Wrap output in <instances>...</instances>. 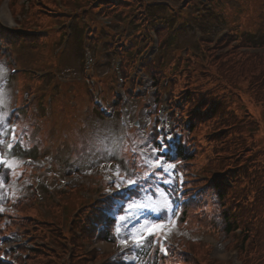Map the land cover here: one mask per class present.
I'll return each mask as SVG.
<instances>
[{"label": "rangeland", "instance_id": "obj_1", "mask_svg": "<svg viewBox=\"0 0 264 264\" xmlns=\"http://www.w3.org/2000/svg\"><path fill=\"white\" fill-rule=\"evenodd\" d=\"M101 1L98 0V2ZM107 1L109 0H104V2ZM156 1L161 2L159 5H162V7L165 5L172 7L180 0ZM22 2L26 4L28 0H19L18 4ZM205 2V8L203 9L206 17L205 20L202 18L200 21L205 23L203 30L207 40L216 39L217 35L219 37L224 32H229V36L231 33H235L237 34V38L245 37V40L238 42L237 40L226 41L227 47L221 50H217V47L221 45L216 43V46L211 51L226 54L228 52V45H232L239 48L238 52L254 59V61L258 60L257 54L260 53L262 55L263 66L258 67V69L264 68V48L246 47V44L248 46H255L256 42L259 43L264 38V0H205ZM50 3H54V0ZM50 3L48 4V10L54 14L57 8L54 4ZM57 3H59V0ZM64 4L77 8L75 0H64ZM64 4L63 6H65ZM133 4L134 7L125 11V15L136 14L137 16L138 14L144 17L145 13L152 15L154 12L153 9H150L139 0H136ZM90 8L86 9L89 10ZM13 11L14 15H16L15 9ZM158 12L163 14L162 9H158ZM84 13L85 16L82 18H70L55 22L47 35L36 39L33 43L24 42L25 40H23L18 46L12 48V50L14 49V58L12 60L19 72L16 75H10L8 70H6L4 76L0 78V84L3 82L0 85V92L2 91L3 84L7 87L10 86L11 90L15 87H24L22 91L23 97L27 98L30 102L28 108H25V114L21 115L20 118H13L12 114L8 115L11 106L10 100L8 98L4 100L7 90L3 92L0 100V108H3L0 110V114H4L5 116L4 124L9 123L18 129V139H20L23 133L21 144L17 145L14 149H8L7 144H16L15 140L11 141L8 139V142L4 145V153L6 155H15L19 161L15 169V175L9 173L16 182L14 184L16 191L27 195V200H23L17 208L13 207L14 209H20L22 213L38 216V213L40 214V211L37 210L38 208L42 207L45 209V207H51L59 217L63 202L61 203L57 199H61L63 195L64 201L70 196V189L66 188V186L61 187L60 183L66 173L73 172L76 176L78 169H80V175L88 176L91 179V183L83 188L84 194L83 192L76 191V198L82 197L80 195L82 193L85 197L89 198L91 196L93 200L97 193L99 195L107 192L109 189H113L110 188L111 184L109 182L115 178L114 173L116 169L103 170L97 168L96 166L102 161H116L122 177L131 180L139 176L145 177L148 175L146 177L151 181V177L147 172H137V169L145 162L144 157L133 154L134 151L137 152L139 145L143 142L141 132L136 123L141 121L140 125L145 127L153 125L155 120L149 116L150 110L152 111L153 109L149 111L145 109L150 100L149 95L129 98L124 94L120 98V94L117 95L118 91L115 82H112L108 88L104 87L97 82V76L94 75L93 70L95 61L98 59L94 58L95 49H100L104 44H122L121 41L128 36V32L125 33L124 30L130 18L119 22L121 23L119 26L120 30L110 27L109 31L99 38L102 26H98L89 33L91 26L88 25H91V20L87 14L88 12ZM166 14H169L168 10ZM97 15L101 17V15ZM193 16H190V18H194ZM27 17H29V13L21 15L19 19L22 21ZM102 22L108 26L110 19L104 18ZM0 23L8 28L16 27V23L18 25L21 23L18 21V18L17 20L14 19L9 9L8 0H0ZM21 26H23L22 23ZM27 26H30V24ZM196 31L192 35L183 36V38L179 39V45H193ZM38 33H43V31L40 30ZM232 37L233 39L236 38V36ZM136 40L134 52H128L127 56H136L135 52H138L137 48L144 47V44H142L144 40H141L140 37H137ZM150 45L152 46L151 41ZM90 54L93 55L91 58ZM84 57L85 64L93 72H90L89 68L82 71V59ZM88 57L91 61L90 65ZM99 60L103 61L105 59L101 57ZM60 61H64L65 63H60ZM239 65L243 71L249 64L244 61L239 62ZM26 67H29V72H24ZM221 69L225 71L226 68L222 66ZM158 70L161 71L162 69L158 68ZM131 74H135L134 69L131 70ZM22 75L23 77L26 76L23 80H21ZM159 76L161 77L160 74ZM169 76L168 79L172 78L171 72ZM22 82L27 83V85L22 86ZM141 82L144 88H151L150 83L152 80H144L143 78ZM163 83L164 81L159 85L160 89H163ZM170 85L171 81H168L165 86V92H167ZM239 86L245 88V92L241 89H235L232 94L227 96V99L233 101L235 104L234 110L238 114L237 120L239 122H236L234 128L229 131V137H227L226 142L232 138L246 139L247 144L259 154V158L264 162V107L261 105V102L256 101L254 94L248 90V80H241ZM261 95H264V91L261 92ZM95 97L105 107V112L100 111L99 107L94 104L93 99ZM10 98L20 106V98L15 96H11ZM259 99L260 97L258 96ZM149 106L151 108L155 106L153 99H151ZM112 109H115L114 113L111 112ZM39 110H41V114H39ZM16 116L19 117V113ZM0 124L2 123L0 122ZM201 131L207 132L206 128ZM197 135L200 138L198 142H201V134L198 133ZM27 155L32 156L34 162H23L24 157ZM150 158L154 159L155 157L151 156ZM92 161L96 162L92 163ZM193 162L194 164L190 167L192 172L188 174V178L190 179L188 184L192 188L187 189V191L196 196L203 195L200 198V202H204V211H201L196 216L194 215L195 217L193 216L198 226L195 225L190 239H198L199 241H190L182 235L178 237L183 231L176 225L171 230L168 238L176 244H183V247L191 250L199 258L201 264H241V256L238 253L242 243L241 239L248 232L249 226L257 227L259 231L262 230L264 237V229L262 228L264 224L260 221L259 216H256L254 222L251 213L246 216L243 215V217L240 214L231 215L229 221L234 224L242 222L244 231L241 233L236 231L226 233L224 231L225 223L222 212L232 198L230 196L228 198L225 197L223 199L225 205L223 207L220 205L219 196L217 197L216 190L214 189V183H210V181L216 178H211V176L218 169H214L215 164H213V169L210 170L208 160L200 149ZM163 175L160 172L157 176ZM167 177L165 179L173 180L172 177L174 176L171 175L170 170ZM182 177H185V175H182ZM157 181L163 182L159 178ZM74 182L81 183L79 180H75ZM86 182L88 183L89 180L87 179ZM248 182L245 179L242 184L239 183L238 185L232 180L226 184L220 183V185L224 188L222 190L227 192L226 189L232 188L234 190L236 187L245 185ZM18 183L20 184L18 185ZM173 185L175 187L177 184L175 185V182H173ZM65 188L67 193L63 192ZM263 192L264 189L261 188L258 200H262L263 196L261 194ZM161 195V199L154 200L153 205L170 201V192L167 191L166 194L162 193ZM151 196V193L148 197L145 194L143 200H139L137 203L140 202L147 205L150 202L147 199H151ZM85 200L87 199L83 201ZM193 208L199 209L196 203L192 204L191 209ZM141 213V219L152 220L159 218V213H152L149 209H142ZM44 215L48 217L50 212L47 211ZM22 219L21 224L26 223L28 228H32V224L27 221L28 219L25 217ZM132 223L135 224L137 222L134 221ZM131 226L127 222L121 223V239L126 237V229ZM240 228L242 229V227ZM53 238L55 237L53 236ZM10 240L14 242L18 241L19 238L13 237ZM11 241L9 244L13 246ZM42 245V241L37 242L36 240L32 243H25L22 251L27 255L22 252L23 255L20 263L57 264L64 258L63 255L61 258L59 257L62 251H60L61 253L58 256L51 253L53 249L49 250L47 247L44 252L39 251ZM53 245L52 241L50 246ZM100 247L108 253H114L112 244H101ZM117 252L121 253L128 264H135L136 258L133 249L126 251L119 249ZM77 253H84V251ZM66 257L62 262L65 261ZM147 260L149 261L146 264H153L154 262L150 256L145 259V261ZM165 264H173V260L171 259Z\"/></svg>", "mask_w": 264, "mask_h": 264}, {"label": "trees", "instance_id": "obj_2", "mask_svg": "<svg viewBox=\"0 0 264 264\" xmlns=\"http://www.w3.org/2000/svg\"><path fill=\"white\" fill-rule=\"evenodd\" d=\"M18 1L12 0L16 15L29 13V17L25 18V21L28 20L25 25L30 22L42 25L50 23L49 19L45 20L42 18L37 7L33 8L31 6L29 8L25 4H18ZM29 1L32 3V0ZM50 2L52 0H46V3L49 4ZM127 2L133 4L136 0H127ZM32 8L34 9L33 12ZM18 36L21 39L24 35L15 30L12 37L13 39L17 37L15 39L17 44L20 42ZM0 37L5 41V45L8 46L10 44V39L4 36ZM229 38L224 37L218 45H226L225 42H228ZM24 40L31 43L36 41L27 38H24ZM220 47H217V49L219 50ZM205 49L208 50L206 47ZM238 50L239 48L236 46H232L228 51L229 53L227 52L226 54L210 50L211 52L207 54L205 61H202V64L194 71L191 83L175 81L174 84L178 86L175 87L174 91L176 92H173L175 97L177 94L179 95L177 102L182 100L184 107L190 111L189 119H192V129H196L201 134L202 141L197 143L196 157L200 149L206 156L209 166L215 164L214 168L218 169L217 173L220 172L213 180L220 205L222 207L225 205L223 200L225 197L228 198L230 196L232 198L222 212L225 223L224 231L226 233H232L237 226L242 227L244 231L242 222L234 224L229 221L231 215L240 214L243 217V215L246 216L251 213L254 222L256 216H259L260 221L264 224V192L261 194L263 196L262 200H258L261 188L264 189V162L259 158V154L247 144L246 139L232 138L226 142L227 137H229V131L234 128L236 122H239L237 120L238 114L234 110L235 104L233 101L228 100L227 96L239 88L238 85L241 80L249 81V89H247L254 94L256 101L261 102L264 107V95H261V92L264 91V68L258 69V67L263 66L262 59L257 54L258 60L254 61V59L245 56ZM2 51L0 48V59L4 56L1 53ZM244 61L249 65L242 71L239 62ZM222 66H225V71L221 69ZM260 73L262 74L259 75ZM257 80L258 82H256ZM258 96L260 97L259 100ZM204 128H206L207 132L201 131ZM185 153L181 148H178L180 157L193 159ZM226 179L233 180L238 185L239 183L242 184L245 179L249 182L236 187L234 190L232 188L226 189L227 192H225L222 190L224 188L221 187L220 183H225ZM196 202H200V199L196 200ZM22 218L23 216L19 215L16 219L23 220ZM17 222L10 226L18 225L19 223ZM53 226L56 227L55 224ZM262 228L264 229V226ZM20 229L23 231V236L32 237V242L35 240L45 242L41 250H39L42 252L59 234V230L53 227L49 231H46L44 227H36L33 231H30L26 230L24 225H20ZM21 231L19 232L21 233ZM247 231L241 239L242 243L239 248L242 264H264L263 231H259L257 227L254 228L253 226H249ZM53 236L55 238L52 239ZM181 255L180 252L177 253V258L181 259ZM83 258V256L80 257L75 252L73 264H85L80 262ZM0 264L2 263L0 262Z\"/></svg>", "mask_w": 264, "mask_h": 264}, {"label": "snow or ice", "instance_id": "obj_3", "mask_svg": "<svg viewBox=\"0 0 264 264\" xmlns=\"http://www.w3.org/2000/svg\"><path fill=\"white\" fill-rule=\"evenodd\" d=\"M5 72V67L3 65H0V78L4 76ZM2 96L3 93L0 92V97ZM4 119V114H0V122H2ZM0 127H2V124H0ZM153 127L155 129V126ZM7 131L11 134V139L16 141V144H7V148L11 150L14 149L17 145L21 144L23 133L21 134L20 139H18L15 126L8 129ZM170 132L171 128H169L167 131L160 129L158 134L153 135L149 140H146L143 142V144L139 145V147H147L148 144L151 143L152 147L150 148V153L155 158L151 161L145 160L142 166L148 167L149 165H151L153 168L158 169L161 173L164 174L163 176H159L158 178L162 179L166 184L174 182L171 179H165V177L169 176V170H172V172L174 173L176 166L172 163H168L165 165L164 162L159 159V157L167 156L168 152L172 149L175 137L170 135ZM176 136H179V134L177 133ZM0 137H5L6 139L7 135L5 132L0 131ZM4 142V139H0V145H3ZM133 154L140 155L139 152L135 151ZM109 155L111 154L109 153ZM95 162L96 161H92V163ZM18 163L19 161L17 160L15 155H6L3 151H0V168H4L8 172L15 175V169L17 168ZM103 167L109 166L103 165ZM111 167L116 169L114 173L116 180H110V182L115 183V187L117 190H120L125 184L133 185L137 183L136 180H130L126 177H122L118 165H111ZM150 175H156V173L153 172L150 173ZM5 179H7L6 175H0V190L8 188V191L12 193V195H15V186L13 185L12 187H8L5 184ZM142 209H149L152 212L159 213L160 216L159 218L152 220L146 218L141 219ZM5 211L6 209L0 206V214L4 213ZM170 211H173L171 201L162 202L156 205H153L152 203L146 205L143 203H137L135 199L131 200L129 203H127L126 207H124L123 214H120L116 217L118 223L115 226L114 232L117 237L118 244L126 249L130 244L132 247L143 249L146 245H150L153 243V241H155L159 250L162 253L166 254L167 249L164 248L161 241L167 240L168 235L176 225L180 215L178 212L174 213V215L169 214ZM134 221L137 223L133 224L132 222ZM125 222H127V224H131L132 226L126 229V237L124 239H119L118 237L122 232L121 223ZM140 264H146V262L141 261Z\"/></svg>", "mask_w": 264, "mask_h": 264}]
</instances>
